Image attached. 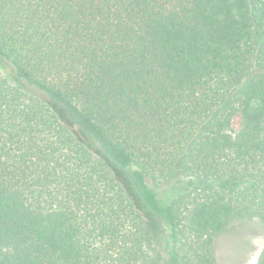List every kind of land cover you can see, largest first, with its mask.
I'll return each instance as SVG.
<instances>
[{
  "label": "trees",
  "instance_id": "1",
  "mask_svg": "<svg viewBox=\"0 0 264 264\" xmlns=\"http://www.w3.org/2000/svg\"><path fill=\"white\" fill-rule=\"evenodd\" d=\"M254 219L264 0H0V264H216Z\"/></svg>",
  "mask_w": 264,
  "mask_h": 264
},
{
  "label": "rangeland",
  "instance_id": "2",
  "mask_svg": "<svg viewBox=\"0 0 264 264\" xmlns=\"http://www.w3.org/2000/svg\"><path fill=\"white\" fill-rule=\"evenodd\" d=\"M263 247L264 224L261 221L235 222L216 238V264H257Z\"/></svg>",
  "mask_w": 264,
  "mask_h": 264
}]
</instances>
